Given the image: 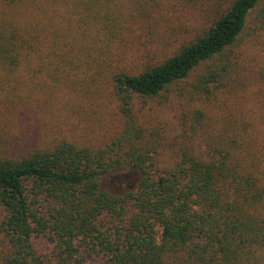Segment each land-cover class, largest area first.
<instances>
[{"label":"trees","instance_id":"obj_1","mask_svg":"<svg viewBox=\"0 0 264 264\" xmlns=\"http://www.w3.org/2000/svg\"><path fill=\"white\" fill-rule=\"evenodd\" d=\"M0 3V264H264V0Z\"/></svg>","mask_w":264,"mask_h":264},{"label":"rangeland","instance_id":"obj_2","mask_svg":"<svg viewBox=\"0 0 264 264\" xmlns=\"http://www.w3.org/2000/svg\"><path fill=\"white\" fill-rule=\"evenodd\" d=\"M0 6L1 3H0ZM180 11H176V15L174 16V21L173 25L175 27L181 26L185 21L180 20L178 15L180 14ZM187 12H184L183 15H187ZM189 17L194 19L196 23H194L193 27H197L199 21L197 20V16L194 14H189ZM158 30V26H157ZM160 30V29H159ZM153 32H156L154 30ZM264 40V39H260ZM177 44H179V41L175 43L173 46L169 48H165L164 53L168 54L173 51V49L176 48ZM259 47L254 45L252 42H250L247 46H244L241 50V53L244 52L243 58H247L248 60H252L250 57L251 55L254 54L256 49ZM172 54V53H170ZM264 57V56H263ZM255 65V62L254 64ZM162 104V103H161ZM94 110H97L94 112ZM92 110L88 115L89 117H83L80 119V126L81 127H86L88 128L87 131H85L83 134L86 138L88 139H98L99 137L103 135H108L111 123H112V112H111V107L110 105L107 104L106 108L101 105L100 103L98 106H96V109ZM106 110H108V114H106ZM176 107L172 104H165L163 103L162 106H158L157 102H154L149 106V109L145 112V118L148 121V135H152L161 139H169L173 134H175V115H176ZM102 121V127H100V123ZM104 121V123H103ZM33 122V121H32ZM115 125V124H114ZM114 127V126H113ZM98 128V129H96ZM84 131V130H83ZM95 131V132H94ZM170 158L167 154L161 158V163L165 165L171 164ZM129 170L123 172V173H128ZM119 174V173H118ZM105 175L100 178L99 184L100 188L103 190H108V191H126L127 189H131L136 185L138 180L140 179V173H137L135 176H132L126 180L123 181H117L115 177L118 175Z\"/></svg>","mask_w":264,"mask_h":264},{"label":"water","instance_id":"obj_3","mask_svg":"<svg viewBox=\"0 0 264 264\" xmlns=\"http://www.w3.org/2000/svg\"><path fill=\"white\" fill-rule=\"evenodd\" d=\"M137 173L138 172L135 171V170H129L128 173H120V174H118L115 177V179L120 182V181L126 180V179H128V178H130L132 176H135Z\"/></svg>","mask_w":264,"mask_h":264}]
</instances>
